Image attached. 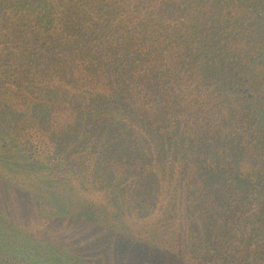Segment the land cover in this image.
I'll return each mask as SVG.
<instances>
[{
	"label": "trees",
	"instance_id": "1",
	"mask_svg": "<svg viewBox=\"0 0 264 264\" xmlns=\"http://www.w3.org/2000/svg\"><path fill=\"white\" fill-rule=\"evenodd\" d=\"M0 153V264H264V0H0Z\"/></svg>",
	"mask_w": 264,
	"mask_h": 264
},
{
	"label": "rangeland",
	"instance_id": "2",
	"mask_svg": "<svg viewBox=\"0 0 264 264\" xmlns=\"http://www.w3.org/2000/svg\"><path fill=\"white\" fill-rule=\"evenodd\" d=\"M0 161H9V162H11V161H22V160H19V159H17L16 157H15V155L14 154H12V155H9V154H7V155H5V157L2 155V153H0ZM14 165H15V163H14ZM22 165H24V163L22 164ZM16 166V165H15ZM22 167V166H21ZM30 168L31 167H27V169H21V168H19V173L22 175V176H25V177H29V176H31L35 171L34 170H30ZM23 172H27V176L26 175H24V174H22ZM28 172H32L31 174H29Z\"/></svg>",
	"mask_w": 264,
	"mask_h": 264
}]
</instances>
